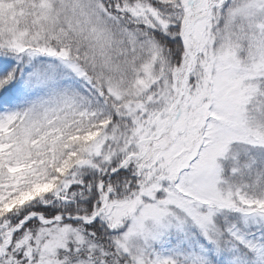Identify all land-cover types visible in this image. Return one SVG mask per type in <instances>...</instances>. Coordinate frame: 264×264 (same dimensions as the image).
I'll list each match as a JSON object with an SVG mask.
<instances>
[{"label": "snow or ice", "instance_id": "1", "mask_svg": "<svg viewBox=\"0 0 264 264\" xmlns=\"http://www.w3.org/2000/svg\"><path fill=\"white\" fill-rule=\"evenodd\" d=\"M0 264H264V0H0Z\"/></svg>", "mask_w": 264, "mask_h": 264}]
</instances>
